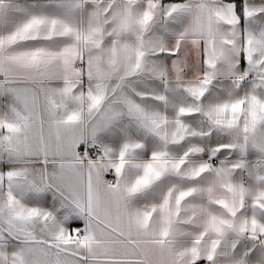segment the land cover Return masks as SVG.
<instances>
[{"label":"snow or ice","instance_id":"1","mask_svg":"<svg viewBox=\"0 0 264 264\" xmlns=\"http://www.w3.org/2000/svg\"><path fill=\"white\" fill-rule=\"evenodd\" d=\"M0 264H264V0H0Z\"/></svg>","mask_w":264,"mask_h":264}]
</instances>
